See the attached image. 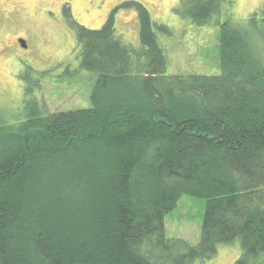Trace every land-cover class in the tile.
Listing matches in <instances>:
<instances>
[{
	"label": "trees",
	"instance_id": "trees-1",
	"mask_svg": "<svg viewBox=\"0 0 264 264\" xmlns=\"http://www.w3.org/2000/svg\"><path fill=\"white\" fill-rule=\"evenodd\" d=\"M180 3L220 27V74L168 72L156 26L169 28L140 2L123 4L140 49L116 9L91 29L65 5L80 68L98 73L91 106L0 125V264H198L238 238L236 264H264V27L234 22V0ZM185 194L207 201L196 244L166 234Z\"/></svg>",
	"mask_w": 264,
	"mask_h": 264
},
{
	"label": "rangeland",
	"instance_id": "rangeland-1",
	"mask_svg": "<svg viewBox=\"0 0 264 264\" xmlns=\"http://www.w3.org/2000/svg\"><path fill=\"white\" fill-rule=\"evenodd\" d=\"M128 1L144 4L156 25L168 26L169 32L156 26L168 72L221 73L220 27L182 16L181 0H0V125L15 128L34 106L43 114L91 106L98 73L80 68L75 29L65 5L69 4L77 22L91 29L101 28L116 9L117 35L140 49L137 6H123ZM234 2L232 7L224 5L234 22L249 28L255 14L253 25L264 27V0ZM253 39L264 59V43L257 30ZM27 88L32 92L26 93ZM206 203L204 198L183 195L166 216V234L198 243ZM242 251L238 238L219 245L216 255L197 263L236 264Z\"/></svg>",
	"mask_w": 264,
	"mask_h": 264
},
{
	"label": "water",
	"instance_id": "water-1",
	"mask_svg": "<svg viewBox=\"0 0 264 264\" xmlns=\"http://www.w3.org/2000/svg\"><path fill=\"white\" fill-rule=\"evenodd\" d=\"M19 40L22 42V44H23L24 46H27V43H26L25 40H23L22 38H20Z\"/></svg>",
	"mask_w": 264,
	"mask_h": 264
}]
</instances>
